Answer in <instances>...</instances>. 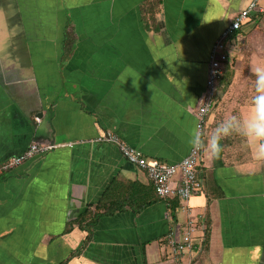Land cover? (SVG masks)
<instances>
[{
    "label": "crops",
    "instance_id": "obj_1",
    "mask_svg": "<svg viewBox=\"0 0 264 264\" xmlns=\"http://www.w3.org/2000/svg\"><path fill=\"white\" fill-rule=\"evenodd\" d=\"M254 1L0 0V167L32 143L57 146L0 170V264H174L167 235L189 220L195 245L180 264H264V160L244 137L227 135L217 156H202L203 190L175 215V199L131 210L128 184L152 183L99 140L108 133L150 159H184L212 47ZM257 2L226 40L204 134L253 109L264 52L244 53L264 49ZM109 208L124 210L103 215Z\"/></svg>",
    "mask_w": 264,
    "mask_h": 264
},
{
    "label": "built area",
    "instance_id": "obj_2",
    "mask_svg": "<svg viewBox=\"0 0 264 264\" xmlns=\"http://www.w3.org/2000/svg\"><path fill=\"white\" fill-rule=\"evenodd\" d=\"M257 3V0H255L246 10L241 12L212 47L209 57L206 91L196 114L198 128L203 134L206 119L214 105L216 83L223 76V64L228 61L226 40L241 28V25L250 18L253 11L260 10ZM99 140L118 145L123 157L130 164L146 173L155 188L156 194L161 199H178L180 202H187L191 197L200 194L203 190V182L198 170L202 160V155L199 152L191 149L189 154L179 163L168 164L144 156L141 152L124 144L117 136L112 134L107 133ZM55 148H57L56 145L32 143L22 154L2 164L0 170L8 172L35 158V156L47 154ZM195 224L194 220H189L183 233L178 235L176 231H171L167 235L172 263L180 264L183 255L193 250L195 245L194 235L197 231Z\"/></svg>",
    "mask_w": 264,
    "mask_h": 264
},
{
    "label": "clouds",
    "instance_id": "obj_3",
    "mask_svg": "<svg viewBox=\"0 0 264 264\" xmlns=\"http://www.w3.org/2000/svg\"><path fill=\"white\" fill-rule=\"evenodd\" d=\"M255 76L257 94L253 97V109L246 118L238 113H228L211 133L203 134L194 129L190 137L193 151L211 159L220 151V140L236 133L246 139L256 160H264V65L252 69Z\"/></svg>",
    "mask_w": 264,
    "mask_h": 264
},
{
    "label": "trees",
    "instance_id": "obj_4",
    "mask_svg": "<svg viewBox=\"0 0 264 264\" xmlns=\"http://www.w3.org/2000/svg\"><path fill=\"white\" fill-rule=\"evenodd\" d=\"M151 186H152V188L148 187V186H144L145 188L142 189L141 192H139L137 190V184L136 183L128 184V186H127V188H128V199H127L128 202H127V205H128V207L131 210H133L134 212L138 213V212H141L144 209H146L151 204L162 200L156 194V191H155V188L153 187V184H151ZM153 191L155 192L156 196L153 194L154 193ZM136 192H137V197L138 198L135 199ZM111 198H112L111 200H115L114 194H112ZM108 199L109 198L105 197L103 202L104 203L108 202L107 201ZM175 200H176L175 204H171L172 211H173L174 215L176 213V209H177L178 204L180 202V200H178V199H175ZM123 206H125V205H123ZM122 210H124V208H121L120 210H115V211H122ZM115 211H114V209H112V208L110 209L109 208L103 213V215H113ZM209 235H210V232H209V230H207V232L205 233V239L203 241V248L207 247Z\"/></svg>",
    "mask_w": 264,
    "mask_h": 264
},
{
    "label": "rangeland",
    "instance_id": "obj_5",
    "mask_svg": "<svg viewBox=\"0 0 264 264\" xmlns=\"http://www.w3.org/2000/svg\"><path fill=\"white\" fill-rule=\"evenodd\" d=\"M263 52H264V49H263L262 46H260V47L257 49L256 52H254V51H252V50H250V51L246 50V52L244 53V56H245L246 58H252V57L254 56V54H255V56L258 55L259 57H262L261 55H263Z\"/></svg>",
    "mask_w": 264,
    "mask_h": 264
}]
</instances>
